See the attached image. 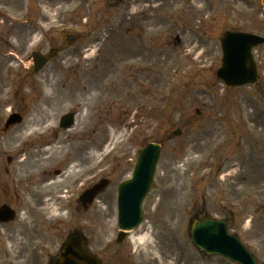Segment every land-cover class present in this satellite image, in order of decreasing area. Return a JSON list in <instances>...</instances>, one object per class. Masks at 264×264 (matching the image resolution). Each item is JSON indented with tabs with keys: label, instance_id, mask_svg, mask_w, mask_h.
<instances>
[{
	"label": "rangeland",
	"instance_id": "1",
	"mask_svg": "<svg viewBox=\"0 0 264 264\" xmlns=\"http://www.w3.org/2000/svg\"><path fill=\"white\" fill-rule=\"evenodd\" d=\"M262 15L256 0H0V169L16 183L23 225L44 221L49 238L78 230L102 264H235L191 243V221L207 215L225 219L264 264V75L233 88L215 77L223 31L254 32ZM53 50L33 72L31 52ZM71 112L79 123L61 130ZM10 113L22 121L2 133ZM32 118L42 131L19 137ZM56 139L59 153L39 161ZM150 142L162 151L143 207L148 239L112 252L117 186ZM7 156L16 162L7 166ZM72 161L73 176L41 189ZM102 177L109 186L82 210L78 193ZM56 247L38 248L37 263ZM0 251L9 252L1 231Z\"/></svg>",
	"mask_w": 264,
	"mask_h": 264
},
{
	"label": "water",
	"instance_id": "2",
	"mask_svg": "<svg viewBox=\"0 0 264 264\" xmlns=\"http://www.w3.org/2000/svg\"><path fill=\"white\" fill-rule=\"evenodd\" d=\"M262 41L264 39L253 34L224 32L221 37V66L216 71V77L220 78L228 87L255 83L258 77L251 48ZM46 61V58L34 55L35 70L40 69ZM19 121L20 118L17 115H11L3 130ZM71 124V114L62 118L61 126L63 128ZM179 133L180 131H174L172 134L178 135ZM159 153V144L150 143L145 146L139 153L132 178L120 185L118 195L119 228L131 230L138 226L142 214L141 202L151 189ZM106 186L107 181L102 180L86 190L80 197L85 207ZM4 215L11 217L12 214L5 208H1L0 219H4ZM122 237L123 234H120L118 241H121ZM190 237L194 245L207 254L222 255L237 264H259L235 235L227 233L224 221L208 218L194 221L191 225ZM52 264H98V261L86 250L84 239L80 235H74L60 257Z\"/></svg>",
	"mask_w": 264,
	"mask_h": 264
},
{
	"label": "flooded vegetation",
	"instance_id": "3",
	"mask_svg": "<svg viewBox=\"0 0 264 264\" xmlns=\"http://www.w3.org/2000/svg\"><path fill=\"white\" fill-rule=\"evenodd\" d=\"M260 6H262L264 11V0H256ZM255 30L253 33H255L258 36L264 37V15H262V18H258L255 23ZM255 56H256V62L257 67L260 72L261 78L264 75V65L262 64L261 59H263L262 56H264V43H261L255 47ZM97 80L99 83V77L96 76L92 78L91 76H88V82L89 85L92 86L94 82ZM259 82H262L261 80ZM61 129V128H60ZM61 130H67V129H61ZM57 140V139H56ZM82 140L81 138H78L77 140H72V142ZM10 158V163L8 165H13L16 162V158ZM72 165L78 166V164L74 161H72ZM60 171H54V175H59ZM63 174V173H62ZM61 175V174H60ZM9 170L7 167L3 166L0 169V206L1 205H7L15 210L16 214L13 220L7 221V222H0V231L3 233V237L5 238L9 252H3L0 251V264H38L36 258L37 255V249L40 248V251H43L46 247L49 246V244H54L55 241L57 242V251L53 252H45L44 257H46L45 264H50L51 261L57 256V254L61 251V247L64 244L65 240H68L70 235L73 233H76L78 231L71 232L69 229V226H62L59 228L57 233L55 234V237L52 236L45 237V234L47 232H50L49 230H45V223L44 221H41L39 223V229L36 228L35 223L33 225H23V221L21 220V215L19 214V211L17 210V206L13 205V198L17 199V193L15 192L16 189V183L13 181L12 178H9ZM243 181L246 182V177H242ZM85 186V184L83 185ZM14 192V196H13ZM145 206V200L143 203V207ZM145 213V211H144ZM48 225V224H47ZM126 239H128V234L125 237V240L122 244H117L114 246L112 252H117V249L121 246L126 245ZM48 245V246H47ZM43 258V257H41ZM40 259V257H39ZM102 264L101 258H99Z\"/></svg>",
	"mask_w": 264,
	"mask_h": 264
},
{
	"label": "bare ground",
	"instance_id": "4",
	"mask_svg": "<svg viewBox=\"0 0 264 264\" xmlns=\"http://www.w3.org/2000/svg\"><path fill=\"white\" fill-rule=\"evenodd\" d=\"M82 116V114H80ZM80 115H77L76 118L80 117ZM35 119L32 118V120L30 119V123H28L26 126V129L22 132H20L18 134L19 137H25V136H29L31 134H34V132H38V131H42L40 130L41 128H39L41 125H39V122ZM79 123V120H76L73 124V126L71 127V130L76 128V124ZM47 127V123L43 124L42 126ZM30 128V129H29ZM32 128V129H31ZM34 129H36L34 131ZM58 140H55L53 142V144L46 146L42 149L41 151V155L38 156L40 158L39 161H44L45 159L51 158V156H56L59 153V150L57 149V142ZM47 145V144H45ZM44 145V146H45ZM87 157H90V155L88 154ZM77 168V167H76ZM79 169V167H78ZM76 169H68L67 172L63 173V174H59V175H55V177L52 178H48L46 180H44L45 182L41 185V189L44 188H48L50 186H57L58 184L62 183L63 181L66 180L67 177H71L74 175ZM129 238L131 239V241L136 242V241H140L143 244H145L144 242L147 241L148 239V235L145 232L144 229H142V226H140L139 228H137L136 231L131 232Z\"/></svg>",
	"mask_w": 264,
	"mask_h": 264
}]
</instances>
